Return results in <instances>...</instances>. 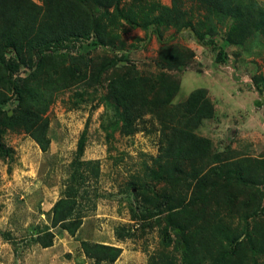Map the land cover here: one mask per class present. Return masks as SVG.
<instances>
[{
	"label": "rangeland",
	"instance_id": "1",
	"mask_svg": "<svg viewBox=\"0 0 264 264\" xmlns=\"http://www.w3.org/2000/svg\"><path fill=\"white\" fill-rule=\"evenodd\" d=\"M4 1L0 264H91L82 241L123 249L115 264H264V31H232V18L199 0L170 12L173 0H11L27 11L13 23ZM123 75L149 101L132 133L128 104L110 90ZM199 89L214 115L187 128L180 106ZM30 120L47 151L26 131ZM176 129L204 139V156L158 161ZM84 132L83 160L99 162V179L72 237L52 230V218ZM174 145L184 150L188 137ZM118 228L130 236L118 240ZM47 230L55 239L45 249L36 241Z\"/></svg>",
	"mask_w": 264,
	"mask_h": 264
},
{
	"label": "trees",
	"instance_id": "2",
	"mask_svg": "<svg viewBox=\"0 0 264 264\" xmlns=\"http://www.w3.org/2000/svg\"><path fill=\"white\" fill-rule=\"evenodd\" d=\"M1 1V0H0ZM122 0H97V5L101 8H118ZM204 6L209 7V10L218 16L225 14L226 17L232 18L234 20V25L232 31H237V33L242 34V32L250 31L254 29L256 31H264V8L259 5L254 0H199ZM182 6V1L173 0V8H163L164 10L170 12L172 10H177ZM31 10H36V6H30ZM24 5L18 3H11V0L4 1V13L6 14V21L13 23L15 17L25 12ZM19 11V12H18ZM27 12V11H26ZM25 12V13H26ZM63 20H72L73 24L79 21V17L76 16L75 12L72 10H61ZM76 16V17H75ZM47 46V45H44ZM121 66V61L115 63L113 62L109 65V68L115 66ZM128 69L127 67H125ZM10 67V71H12ZM110 90L113 91L115 95L120 99V102L128 104L125 115L126 126L133 132V120L132 118H137L139 116L138 105L145 107L148 105V100L144 99L140 94V90L130 82L128 75L118 76L114 80L110 81ZM170 92H174V89L169 88ZM173 95L170 93L169 97ZM207 91L204 89H199L194 91L188 100L183 103L180 107L185 110L189 116V123L186 124L187 128L190 126L199 127L204 118H211L214 115L212 106L207 100ZM168 105L167 102H165ZM155 106V105H154ZM138 114V116H137ZM184 126V127H185ZM26 131L30 134L31 138L36 141L43 149L47 151L48 141L45 137V132L39 130L36 122L26 121ZM185 134L188 137L189 145L184 149L180 150L181 146L174 145L177 139ZM86 135L87 132L81 137L80 143L78 145L77 151V161L73 163V174L71 179L67 182L66 186V196L62 198L54 207L53 218H52V230L62 229L67 231L70 236L75 237L77 233L82 229L84 219L86 217V211H88L89 203L91 202L88 198V190L93 186L95 181L99 179V162L97 161H84L83 156L86 147ZM174 138L168 139V147H160V157L158 161L163 159H182V160H192L198 157H203V147L205 140L202 138H197L190 133H186L182 130H175ZM169 138V137H168ZM192 143V145H191ZM87 195V196H85ZM88 202V204L84 201ZM166 236H168L167 232ZM0 235L2 233L0 232ZM130 234L127 232L124 234L121 228L116 230V237L118 240H123L129 237ZM55 234L47 230L43 235L38 236L37 243L41 245L42 248L48 249L54 245ZM164 240L165 247H170V244ZM189 248V247H188ZM81 249L91 264H115L117 260L121 257L123 249L108 246L98 243H92L89 241L81 242ZM160 264H177L173 258L165 256L164 260Z\"/></svg>",
	"mask_w": 264,
	"mask_h": 264
}]
</instances>
